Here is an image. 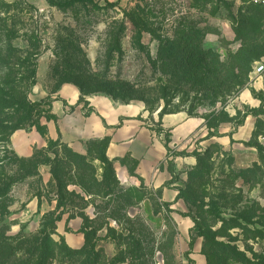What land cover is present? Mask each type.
Masks as SVG:
<instances>
[{"label": "rangeland", "instance_id": "1", "mask_svg": "<svg viewBox=\"0 0 264 264\" xmlns=\"http://www.w3.org/2000/svg\"><path fill=\"white\" fill-rule=\"evenodd\" d=\"M4 1L13 7L7 24L19 35L33 36L37 45L36 75L29 99L52 105L63 96L62 88L68 86L79 91L82 106L70 121H62L61 125L55 121V139L45 138L49 122L45 118L39 122L46 134L29 126L16 131L15 145L28 146L37 141L39 135L29 134L31 131L46 139L47 146H34L30 156H20L13 148L11 138L15 133L0 144V158L13 154L24 159L35 156L22 171L16 165L4 164V181L9 182L10 176L19 179L0 199V231L11 238L13 247L23 244L13 264L38 261L39 250L33 257L26 252L34 253L35 248L45 246L47 237L57 242L58 246L50 242L56 251L61 239L65 238L68 245L66 234L64 238L59 236V227L74 238L80 233L75 230L79 226L58 223L76 217L93 233L89 239L93 238L95 245L96 264H216L205 254V245L215 242L236 247L255 261H264V141L260 138L264 136V109L253 112L261 115L253 139L237 147L257 156V162L242 173L235 166L231 150L214 141L205 151H195V166L181 167L179 162L187 161V150L172 145L173 134L162 123L166 115L184 112L215 134L217 130L213 129L223 123L238 127L244 113L250 112L238 100L244 90L250 89L264 99V93L251 86L255 67L264 62V0H108L118 3L114 10H97L92 4L82 3L63 9L51 6L48 0ZM93 3L106 6V0ZM135 14H139L141 27L154 35L134 32L129 19ZM122 25L124 31L120 32ZM181 25L188 30L194 28L198 44L219 54L224 68L232 65L231 55L241 49L247 48L255 55L257 60L244 84L226 95V86H220L222 77L211 84L202 75L196 80L188 73L177 71L172 76L162 72V67L172 62L166 43L161 49L157 36L164 40L175 37ZM207 28L212 32L204 34ZM117 35L119 42L115 41ZM16 45L25 50L29 43L19 38ZM93 97L144 107L146 117L142 121L151 131L153 142L165 147L166 158L160 167H167L173 181L180 182V206L171 209L169 203L159 199L160 190L142 181L135 173V158H111L107 152L108 133L100 137L86 134L101 126L88 106L87 98ZM235 111L237 115L232 117ZM207 151L212 158L199 178L195 168H200L199 157ZM35 162L43 164L36 167ZM117 163L141 181L139 188L120 180L119 174L121 177L123 173ZM146 198L149 200L140 205ZM146 205L150 206L149 214L143 211ZM243 213L248 222L236 225L234 216L239 218ZM254 229L260 233L256 235ZM50 263L71 264L59 260Z\"/></svg>", "mask_w": 264, "mask_h": 264}, {"label": "trees", "instance_id": "2", "mask_svg": "<svg viewBox=\"0 0 264 264\" xmlns=\"http://www.w3.org/2000/svg\"><path fill=\"white\" fill-rule=\"evenodd\" d=\"M49 4L53 7L58 8H76L82 4H92L97 10L112 9L114 10L117 6V2H110L106 0V6H98L93 2L94 0H48ZM141 1V0H138ZM86 7V6H85ZM139 7V6H138ZM12 5L7 4L4 0H0V144L6 143L7 137L14 134L16 131L29 126L30 128L35 127L40 133H45V128L39 120L45 118L48 121H57V116L52 113V105L48 101H36L33 102L29 99L28 93L31 85L35 81L36 75V58L38 52L36 43L33 41V36L27 33L19 35V32L14 27L7 24L9 16L11 14ZM126 10L124 11L126 15ZM129 22L134 26V32L141 34L143 31H149L147 28H142L140 24L139 14H135ZM7 20V21H6ZM183 26V27H182ZM175 37L162 38L157 36V39L162 44V48L168 47V58L172 63H167L162 67L161 71L165 74L176 75L178 73H188L193 76L196 80L200 79V76L206 77L207 81L214 82L219 81L222 77L223 82H220V86H226L224 89L227 92H223L226 95H231L232 89L235 86L240 87L249 78V73L252 71L253 62L257 60V57L245 49H241L235 54H232L233 63L228 68H224L222 62H220L219 54L213 53L210 50L203 49L197 42V37L193 36L195 31L194 28H190L185 25H181ZM145 29V30H144ZM194 29V30H193ZM123 25L120 27V32H123ZM212 32L210 28H207L203 33L208 34ZM152 35L154 32L149 31ZM116 36L115 41L119 42V37ZM22 38L29 45L25 50H21L15 41ZM116 42V43H117ZM166 43V46L163 43ZM246 45V42L243 41ZM141 45V44H140ZM114 51V50H113ZM20 52V53H19ZM181 52V53H180ZM184 52V53H182ZM204 69V71H200ZM175 71V72H172ZM225 75H222V74ZM201 77V78H203ZM30 81V83H29ZM170 85L164 89V94L167 92ZM264 103V99H262ZM46 107V108H45ZM164 113H167L166 110ZM192 115V113H189ZM3 150V149H1ZM35 156L28 159L18 158L13 154V157L4 156L0 158V199L4 198L10 191L15 181L12 176L8 177L9 182H5L4 164L16 165L19 171L25 168L27 162L35 160ZM212 158L210 152L202 154L199 157V167L195 168V174L199 178L203 177L204 168L207 167L206 162ZM41 162H35V166L41 165ZM241 169L242 172H246L249 169ZM7 177V176H6ZM1 180H3L1 182ZM14 181V182H13ZM182 191L180 190V193ZM186 199V198H185ZM250 213V212H249ZM233 220L238 221L236 225H240L239 222H248L247 214H240V217L234 216ZM223 222H226L225 218H222ZM237 227V226H236ZM256 231V235L259 231ZM80 232L85 235V245L81 249H73L68 246L64 239H61V245L56 251L51 246L50 242L55 246H58L57 242H53L51 237H47L45 246L41 248H35L34 253L26 252L29 256L41 252L40 259L25 264H51L50 261L59 260L61 262L71 264H96L95 245L92 244V239H89L91 232L89 229L82 227ZM3 231H0V264H13L12 259L18 254L22 247V243L19 242V246L13 247L9 242L10 237L3 235ZM260 233V232H259ZM217 234V233H216ZM215 235V234H214ZM255 235V236H256ZM22 236L19 237V240ZM36 239L38 240L37 236ZM63 240V241H62ZM205 249L212 261L215 260L216 264H264V261H255L248 258L243 252L236 247L228 246L223 242H215L212 244H206ZM33 250V251H34ZM26 251V250H25ZM135 253V252H130ZM83 259H85L83 261ZM15 264V263H14Z\"/></svg>", "mask_w": 264, "mask_h": 264}, {"label": "crops", "instance_id": "3", "mask_svg": "<svg viewBox=\"0 0 264 264\" xmlns=\"http://www.w3.org/2000/svg\"><path fill=\"white\" fill-rule=\"evenodd\" d=\"M251 86L256 92L264 93V73L259 77L255 75ZM61 93H63V96L52 102V113L57 116V123L60 125L62 121H70L78 112V109L82 108L79 105L80 93L76 88L64 86ZM238 100L250 112L244 113L243 121L238 127L233 126V123H223L213 129L217 130L215 134H211L209 129L205 128L199 119L191 117L184 112L166 115L163 118V127L170 129L173 134L172 145H176L178 150H187V161L183 162L182 160L179 162L181 167L184 168L185 164L190 167L195 166L197 162L194 155L195 151H205L204 149L208 148L213 141L231 150L234 155L235 166L239 168H248L257 162V156L254 152L237 147L249 143L253 139L258 119L261 117V115H256L253 112H256L261 107L264 109V103L250 89L244 90L239 95ZM87 101L94 116L100 120L101 126L93 131L90 130L86 134H89L90 137H100L108 133L110 135V143L107 147V152L111 158L125 157L127 155L135 158L137 160L135 173L138 174L142 181L148 184L150 188L160 190L161 196L159 199L169 203L171 209H176L177 206H180L182 203L178 197L180 182L173 181L167 167L164 170L160 167L166 158L165 147L157 141L153 142L151 131L146 123L142 121L146 117L144 107L140 104H115L106 97L87 98ZM73 106H76L74 110L71 109ZM236 115L237 112L235 111L231 116L235 117ZM235 121L236 119H234ZM57 123L53 120L46 122L48 133L45 138L47 140L55 139V135H58ZM58 127L60 128V126ZM75 131L80 130L75 128ZM33 133L39 135V139L28 146L26 144L15 145L16 133L11 138L13 148L20 156L27 157L32 155L34 146L44 148L47 146V141L41 134L36 131L29 132V134ZM260 138L264 141V136ZM116 165L117 169L123 173L121 177L119 174L121 181H130L135 187H140L141 181L137 177L130 175L126 166L118 163ZM147 200L149 198H146L140 205H143ZM149 205L152 206L151 204ZM150 206L146 205L143 211L145 210L149 214ZM152 214L154 216L156 213L153 212ZM83 225V220L80 217L71 219L68 222L63 219V221L61 220L58 223V226H79L78 229H75L79 232ZM58 233L63 238L66 234L68 245L73 249H81L85 245L86 238L82 232H80L81 234L78 233L77 237L73 236L74 238H70L71 234L66 233L64 229L60 230L59 227Z\"/></svg>", "mask_w": 264, "mask_h": 264}, {"label": "built area", "instance_id": "4", "mask_svg": "<svg viewBox=\"0 0 264 264\" xmlns=\"http://www.w3.org/2000/svg\"><path fill=\"white\" fill-rule=\"evenodd\" d=\"M264 73V62L259 63L257 67H255V75L261 76Z\"/></svg>", "mask_w": 264, "mask_h": 264}]
</instances>
